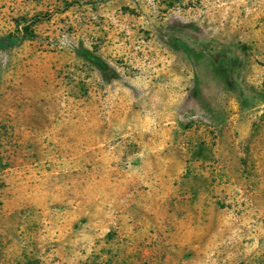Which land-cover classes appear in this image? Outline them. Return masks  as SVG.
Returning <instances> with one entry per match:
<instances>
[{
    "label": "rangeland",
    "instance_id": "obj_1",
    "mask_svg": "<svg viewBox=\"0 0 264 264\" xmlns=\"http://www.w3.org/2000/svg\"><path fill=\"white\" fill-rule=\"evenodd\" d=\"M5 35L0 264H264V0H0Z\"/></svg>",
    "mask_w": 264,
    "mask_h": 264
},
{
    "label": "trees",
    "instance_id": "obj_2",
    "mask_svg": "<svg viewBox=\"0 0 264 264\" xmlns=\"http://www.w3.org/2000/svg\"><path fill=\"white\" fill-rule=\"evenodd\" d=\"M13 44H14V40L13 38H11L10 35H5V36L0 37V48H6L9 46H12ZM82 53L87 59L94 62L99 67L103 65L101 60L96 56H92V54L90 53L88 49H82Z\"/></svg>",
    "mask_w": 264,
    "mask_h": 264
}]
</instances>
